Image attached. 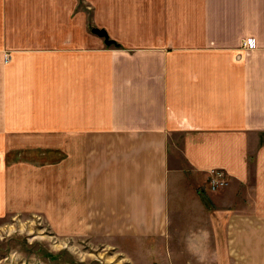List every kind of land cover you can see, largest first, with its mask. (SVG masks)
<instances>
[{
	"label": "crops",
	"instance_id": "crops-1",
	"mask_svg": "<svg viewBox=\"0 0 264 264\" xmlns=\"http://www.w3.org/2000/svg\"><path fill=\"white\" fill-rule=\"evenodd\" d=\"M86 2L0 0V217L41 204L64 236L177 248L172 223L206 199L190 247L264 264V0Z\"/></svg>",
	"mask_w": 264,
	"mask_h": 264
},
{
	"label": "rangeland",
	"instance_id": "rangeland-1",
	"mask_svg": "<svg viewBox=\"0 0 264 264\" xmlns=\"http://www.w3.org/2000/svg\"><path fill=\"white\" fill-rule=\"evenodd\" d=\"M77 2L83 3L84 9L89 11V8H86L88 5L86 0H77ZM102 40L106 44L105 39ZM244 42L246 44L243 47L248 48L250 44L248 39ZM176 138L177 141L172 142L169 148L170 163L171 167L180 171L182 181L178 188H183L187 187L184 178L187 177L188 168L183 162L180 139L178 136ZM172 160H178L179 166H175V161ZM209 177V185L211 177L213 180L222 178L226 181V184L220 187L210 185V189L220 194L219 199L223 200L230 185L227 177L223 172L218 171H211ZM174 187V185L171 187L172 193ZM23 191L30 195L32 202L37 200L33 197V191L38 194L43 192L42 189L32 188ZM191 192L195 195V192ZM189 194L188 190L180 193V199L183 202L181 209L187 208L184 203L190 197ZM50 195L47 194L45 198L49 200ZM205 204L207 207L205 206L204 209L202 206L201 210L193 204L192 208L196 210L195 212L182 214L184 217L172 223L185 233L179 236V247L177 248L172 244L174 240L170 234L161 239L128 237L124 241L116 238L64 236L59 233L56 225L58 223L50 221L47 212L42 209L44 205L41 204H36L34 209L27 207L25 210L10 211L11 213L0 217V264H216L215 254L197 252L193 246L190 247L188 242L187 232L189 230L200 232L213 228L212 209L206 199ZM207 254L208 258H206Z\"/></svg>",
	"mask_w": 264,
	"mask_h": 264
},
{
	"label": "built area",
	"instance_id": "built-area-1",
	"mask_svg": "<svg viewBox=\"0 0 264 264\" xmlns=\"http://www.w3.org/2000/svg\"><path fill=\"white\" fill-rule=\"evenodd\" d=\"M244 44L246 43L244 42ZM10 58H11L10 54H6L5 61L8 62ZM225 184H226V181L224 179L220 178L219 180H213V178L211 177L210 185H212L213 187H220Z\"/></svg>",
	"mask_w": 264,
	"mask_h": 264
},
{
	"label": "water",
	"instance_id": "water-1",
	"mask_svg": "<svg viewBox=\"0 0 264 264\" xmlns=\"http://www.w3.org/2000/svg\"><path fill=\"white\" fill-rule=\"evenodd\" d=\"M93 32L99 35L100 37L104 38L107 45L111 43V41L109 40L108 34L104 29L95 28Z\"/></svg>",
	"mask_w": 264,
	"mask_h": 264
},
{
	"label": "trees",
	"instance_id": "trees-1",
	"mask_svg": "<svg viewBox=\"0 0 264 264\" xmlns=\"http://www.w3.org/2000/svg\"><path fill=\"white\" fill-rule=\"evenodd\" d=\"M111 45H115L116 46V43L114 41H111V43L109 44V46Z\"/></svg>",
	"mask_w": 264,
	"mask_h": 264
}]
</instances>
